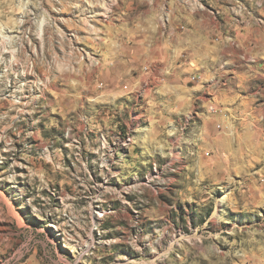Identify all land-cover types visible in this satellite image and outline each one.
Masks as SVG:
<instances>
[{
    "label": "rangeland",
    "instance_id": "obj_1",
    "mask_svg": "<svg viewBox=\"0 0 264 264\" xmlns=\"http://www.w3.org/2000/svg\"><path fill=\"white\" fill-rule=\"evenodd\" d=\"M0 264H264V0H0Z\"/></svg>",
    "mask_w": 264,
    "mask_h": 264
},
{
    "label": "crops",
    "instance_id": "obj_2",
    "mask_svg": "<svg viewBox=\"0 0 264 264\" xmlns=\"http://www.w3.org/2000/svg\"><path fill=\"white\" fill-rule=\"evenodd\" d=\"M175 34V33H174ZM178 34L174 35L176 43L178 44L179 42V47L180 45H184V39L182 38V35H180V38L177 36ZM183 39V40H182ZM166 45L161 44L159 47H154L153 49H149L146 52H143L144 59H147L149 61H152V64L155 65L158 70L156 72L159 73L158 79H164L165 72H169L172 70V72L178 71L179 73H182L184 69V65L182 62H185L184 59H182L179 54L180 52L177 53V56L175 54H172L173 51L166 49ZM142 56V57H143ZM182 63V64H181ZM179 68V69H177ZM158 86V85H157Z\"/></svg>",
    "mask_w": 264,
    "mask_h": 264
},
{
    "label": "bare ground",
    "instance_id": "obj_3",
    "mask_svg": "<svg viewBox=\"0 0 264 264\" xmlns=\"http://www.w3.org/2000/svg\"><path fill=\"white\" fill-rule=\"evenodd\" d=\"M15 57V56H14ZM18 59V58H17ZM14 58V61H13V67H15V64H19L18 60ZM122 145L124 147H127L128 146V143L127 142H122ZM121 146V145H120ZM223 202H225V200H223Z\"/></svg>",
    "mask_w": 264,
    "mask_h": 264
}]
</instances>
